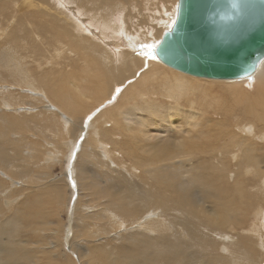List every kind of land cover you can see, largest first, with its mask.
Returning <instances> with one entry per match:
<instances>
[{"label": "bare ground", "instance_id": "obj_1", "mask_svg": "<svg viewBox=\"0 0 264 264\" xmlns=\"http://www.w3.org/2000/svg\"><path fill=\"white\" fill-rule=\"evenodd\" d=\"M2 1L13 3L17 12L26 9H35L42 20L39 24L26 21V23L30 25L28 27L31 29H24V36L15 34L10 38V44L8 43L6 48L11 52L6 53V51L4 52L3 50H0V71L7 70V75L0 74V79L14 78V83L18 87H26L25 90L32 89L36 91V88H34L36 78L28 72L27 69L28 62L26 59L30 55L26 54L25 56H22L19 54H13L18 48H28L25 41H28L27 37L33 34L37 36L38 40H43L45 35L49 36V38H53L57 43L56 55L59 57L63 55V51H66L70 56L71 54L74 56H82L85 54V57H83L82 60V63L84 64L78 65V63H76L68 72H66L64 68H59L58 70V73H66V77L68 76V85H63L60 90H57L59 100L58 105L60 107L53 104L47 98L46 94L39 90L42 102L47 101L50 105L56 106L52 112L56 113L60 110L67 114L72 113L78 115V117H83L82 115H79V112L88 111L84 104L75 102L71 98L76 96L77 91H84L86 88H90L93 85L90 80L82 76V72H84L85 69L91 71L92 67H94L97 70L98 82L95 87V100H105V102H103L105 104L106 100L111 98L114 91L113 85H117L118 83L124 84L125 80L129 77H135L141 66L146 63L148 68L140 72L138 75L141 78V81L149 79L154 73H157L156 70H158L157 68H159V66L163 68L165 67L167 71L164 72V74L162 72L160 73L161 75H165L164 78L168 75L171 77V81H169L168 84L167 97H176V99H173L175 101H179V96H181L183 92L184 94L187 93V90L206 92L205 90L215 88L223 89V93L227 92L228 95H232L233 102L231 105L223 104L216 110L211 111L212 114L220 115L222 118L216 120L213 118H205L206 121L213 122L211 123V126L220 128L224 137H235L234 134L231 136L227 131L230 117H234L237 110H239L242 115L247 116V118L263 123V126H259L258 129L253 127V124H251L252 126L248 125L247 127L245 124L244 128L247 129L248 132H254V135H257L258 137L264 136V57L258 63L256 70L250 75L242 76L240 78L218 79L204 76L202 78V76L185 73L164 64L155 55L152 57L149 56L148 52L156 47L163 33L174 22L177 0H149L147 2V4H150V22L148 21L149 26L147 27L146 32H143L142 27L136 29L134 26L135 19L133 20L131 16L127 19L125 15V11L131 7L132 4H134V6L138 5L137 14L140 13V1L138 2V0ZM125 2L128 3V6H125ZM143 9L145 12L146 8ZM82 16H85V18H82ZM88 26H92L95 30H98L99 35L96 33L98 35L96 36L94 35L95 33H90ZM163 29L165 30L163 31ZM121 32L125 35L124 40L120 38ZM108 39H110L111 42L108 41ZM20 41L21 44L23 43L21 47ZM89 58L93 60V65H91ZM44 60L45 59L42 60L41 58V60L36 61L38 67H41L42 61ZM163 64L168 68L163 66ZM81 66L85 67L81 68ZM163 68L162 71H165ZM81 80H84L83 85L80 83ZM10 86L13 87L14 85L12 84ZM126 86V91L120 95V101L114 106V109L102 113L98 111L100 114L95 116L92 121L90 120V123H88L89 125L83 123L82 118L72 120V117H59L62 118V120L59 121L62 129L68 130L64 134L69 136L68 138L71 140V145L73 142L77 143L76 140L79 139L78 137L81 139L83 138L80 144L78 142V145L82 147V150H80L82 153L80 152V154L81 156L84 154L86 158H92L95 168L94 170L91 169L90 173L98 178L103 177L105 174L106 169H104V167L106 165L103 161L106 159L105 155L108 156V151L104 145V139H101L99 127L97 128V126H95L99 138L95 137L94 134H96V132L92 135V133L88 131V129L92 127V123L96 125L95 122L101 121L100 125L104 127V124L107 123L106 118L108 117V119L111 120L109 122L113 123L114 127L122 126L125 128L122 125L121 117L123 109L127 107V101H133L134 104H132V106H134L136 105V97H144L148 94L163 95L158 91H138L135 95H131L130 82H128ZM127 90L129 91L128 94ZM22 98L24 97H21L18 93H12L9 90L5 91L0 84V101L3 102V105H17V101L22 100ZM26 99L27 98L23 100V103L28 104ZM93 111H95V109ZM169 112L170 111H167L168 115H173ZM175 113H178V111L176 110ZM209 116L212 115L209 114ZM53 118L55 117L53 116ZM0 119L4 122V124H0L1 135L4 129H8L11 126L8 114L1 108ZM45 120L46 118L44 121ZM54 130H56V132H54ZM108 131L111 133L114 131L112 126L107 129V132ZM40 133L43 136L44 134H48L46 135V138L48 139L52 138L49 137V135H52L50 129H47L45 126H41ZM53 133H58L57 126H53ZM197 133H194L186 139H182L180 142H175L174 137L168 140L165 138L161 141H156L153 145V151L148 156L140 155L139 152L136 153L137 149L141 148V144H139L140 140L138 138L128 136V142H121V144L126 147L124 151L128 150L127 156L129 158L135 157L136 159L134 161L140 163L138 166H154L149 171L151 173L150 177H153L155 184L162 183L160 185L162 188L157 197H155L152 194V191L149 190V188L153 187V182L147 183L150 187L145 188L142 186L143 184H146L145 181L139 180L138 182H142V184H138L137 181L131 180V185L128 190H126L123 195H119L112 189L118 185L115 184L113 180H110L107 184V180L105 181L104 179L102 180L104 183L103 186H93L92 188H88L87 184L82 181L81 177V180H79V182L77 181V176L74 175L73 172L74 170L70 172L71 176L69 177V181L71 180L76 195L78 193V196L83 198V203H80L79 206H82L84 209L82 210L84 211V216H82L80 220L85 219L88 220V224L96 225L97 220L101 219L106 228H108L107 230L104 228L99 231L87 232L86 234H88L89 237L92 236L95 240L100 238L104 239L108 236L110 239H113V241L125 243V254L127 258H132L125 263L107 262L105 258V263L238 264L232 254L230 248L231 244L220 242L221 238L223 240L232 241L233 236L223 233H215V231L220 227H228L232 222L238 223L243 221L242 218H244V213H249L250 208L253 207L255 201L252 200L249 191L246 189L249 182L243 174L248 173V175H260V180L264 176V173L262 172L263 169L260 165L264 161L255 154L257 146L260 144L257 141L247 139L243 152L237 160V168L233 172V175L235 176L234 180L230 184L226 183L229 174H231L229 169L230 164H226L225 161L224 163L222 161L221 168L219 169L220 175L217 177L205 176L206 163L204 161L191 165V169L196 172L192 174L193 177L190 182L196 183L197 186L188 187L186 190L184 186L186 182H182L178 179L174 180L179 169L184 167L183 162L167 165L162 164L161 162L169 161L176 157H187V160L190 161L194 153L191 141L196 137ZM56 136L57 137L54 138V144L48 143V145L60 146V149H62L61 141L58 140V142H56L57 138L60 137V134H56ZM21 140L23 145H19L16 151L18 149L23 150L25 147L29 148L31 151L36 149L37 144L35 141H30L27 137H22ZM91 143H94V147H87ZM250 144H252V149L250 148ZM3 147L4 143H0V164L3 160L7 159L1 150ZM97 148H101L104 153L101 157L102 161L97 159L96 155H99L97 154V151H95ZM69 149L70 151L72 150L70 147ZM77 151L79 152V150ZM59 157L60 156H57V154L51 152V155H48L47 162H57L59 160L56 159H59ZM16 162L20 164L21 162H28V164L33 163L31 158L28 160L17 159ZM100 163L103 165H100ZM13 165L14 164L11 163L9 168H2L0 165V196H4L6 193L13 195L14 192H19L17 198L14 197L17 200L23 196V187L20 189L15 188L23 186L24 184L29 185L30 192H33L34 194L36 193V195L34 200L26 197L20 202L23 203V205H21L20 208H15L13 213L9 215L7 214L4 217L3 222L0 223V264H37L36 260L38 259L37 256L40 254V251L34 252L31 248H42L45 250L42 246V237H44L46 233H49V235L54 237L55 233L58 232L57 228L55 230L49 227V225L54 222H50L44 217L46 215H54V209L48 208L46 205L42 207L38 204L40 202L38 199L44 196L51 203H61L63 200L65 179L52 180L50 175L44 173H32L29 170H23V172H21L17 169L15 175H13L22 179L20 180L21 185L18 183L19 186H14L15 188L10 187L9 181L12 182L13 179V175L10 171L13 169ZM16 167H18V165ZM69 174H67V177ZM110 182L113 183L112 186L109 184ZM262 184L264 185V179ZM84 190H87V194H84ZM30 192H27V195L30 194ZM151 201L156 202L155 207H153ZM207 201L211 203V208L208 210L204 207V203ZM167 202L172 205L168 206ZM5 204L6 209H9V201L6 202L5 200ZM246 204L249 206H245ZM164 209H175L176 212H179L180 216L174 215L173 219L166 218ZM2 210H4V208H2ZM144 214L148 215L145 216ZM256 217L257 218L254 220H261V218L264 219V211L259 215L256 214ZM164 219L166 220L163 221ZM175 227H179L183 230L175 231ZM69 228H71V231L69 230L68 233L70 232L69 235L71 234L72 237L74 228L72 225H70ZM200 228L203 229L201 230ZM20 231H26V233L29 232L32 234V240L23 238L22 234L20 236ZM100 233L105 235L99 236ZM255 233H257L256 236H258V232L256 231ZM211 234H217L220 237L216 240ZM89 239L91 241V238H88V241ZM29 243L34 244L35 247L33 245V247H31ZM111 245L112 244H110V246ZM52 246L54 245L52 244ZM50 249L47 248V250ZM120 249V247L117 249L115 247L113 248L114 255L113 259H110L111 261H118L117 251ZM49 253H51V251ZM44 254L45 253H42V255ZM80 254L81 256H86V260L83 264H92V261L89 258V255H91L89 250H85L84 253ZM103 254L108 255V252ZM56 257L53 253L49 258L55 260ZM42 262L39 264H42Z\"/></svg>", "mask_w": 264, "mask_h": 264}, {"label": "rangeland", "instance_id": "obj_2", "mask_svg": "<svg viewBox=\"0 0 264 264\" xmlns=\"http://www.w3.org/2000/svg\"><path fill=\"white\" fill-rule=\"evenodd\" d=\"M148 1L149 0H138V2L140 3L139 14H137L138 5L134 6V4H132L131 7H129L125 11L126 18L128 19V17L131 16L133 20L135 19V28L138 29L142 27L143 32H146L150 22V4H147ZM125 6H128V3H126ZM143 8H146L145 12ZM82 18H85V16H82ZM41 20L42 19L39 17L35 9H26L24 11L17 12L13 3L0 0V50H3L4 52L6 51V53H10L11 51L6 48L10 38L15 34L24 36L23 30L26 28L29 30L31 29L28 27L30 25L27 24L26 21L39 24ZM88 28L90 33H95L94 35L96 36L99 35V31L95 30L92 26H88ZM164 30L165 29H163V31ZM120 36L121 39H125V35L123 34V32H121ZM27 39L28 41L25 42L27 43L28 48H18L13 52V54H19L22 56H25L26 54L30 55L26 59V61L28 62L27 69L28 72H30L36 78V83L34 85L36 91L32 89L25 90L26 87H18L14 83V78L0 79V84L3 86L5 91L9 90L12 93H18L21 95V97H24L22 98V100L17 101V105L15 104L14 106H8L6 104L3 105V102L0 101V108L8 114L11 123L10 128L4 129L3 133L0 135V143H4V147L1 150L3 152V155L7 157V159L3 160L0 165L2 166V168H9L11 166V163H13V169L10 171L12 175H15V172L18 169L21 172H23V170H29L32 173H44L50 175L52 180L65 179L63 187V200L61 203H51L44 196L38 199V201H40L38 204H40L42 207L46 205L48 208L54 209V215H46L44 217L46 218V220L55 223V226L53 223L50 224L49 227L55 230L57 228L58 232L55 233V236L53 235L54 237L49 235V233H46L44 237H42V246L45 250H43L42 248H31L34 252L40 251V254L37 256L38 259L36 260L37 264L42 261V264H83L86 260V256H81L80 253H84L85 250H89L91 252V255H89L90 257H88L92 261V264H108L104 262L105 258L107 262L114 263H125L126 261L132 259L127 258L125 254V243H118L119 241H113V239H110L108 236L104 239L100 238L95 240V238H92V236L89 237L88 234H86L87 232L90 233L102 230L106 228V226L101 219H99L100 221L97 220L96 225L88 224V220L85 219L80 220V218L84 216V211H82L84 209L82 208V206H79L80 203H83V198L79 197L78 193L76 195V191L71 183V180L69 181V177L71 176L70 172H72V170H74V175L77 176V181L79 182V180H81L82 178V181L87 184L88 188H92L93 186H103L104 183L102 180L104 179L105 181L107 180V184L110 180H113L114 183L118 185L113 187L112 189L116 191L117 194L123 195V193H125V191L128 190L129 186L131 185V180L137 181L138 184H142V182L138 181L143 180L146 182V184L142 185L145 188L150 187L147 183L153 182V187L149 188V190H151L152 194L157 197L159 191L162 188L160 186L162 183L155 184L153 177H150L151 173L149 171L154 166H138L140 165V163L134 161L136 159L135 157H133V159L127 156L128 150L124 151L126 147H124L121 142H128V136L138 138L140 140L139 144H141V148H138L136 153L139 152L140 155L148 156L153 151V145L156 141H161L165 138L166 140H168L174 137L175 142H180L182 139H186L194 133L198 132L196 137L191 141V143L193 144L194 153L190 161L187 160V157H176L175 159L173 158L172 160L161 162L162 164L166 165L171 163L183 162L184 167L179 169V172L174 177V180L178 179L182 182H186L184 185L186 190L188 189V187L197 186L196 183L190 182L193 177L192 174L196 172L195 170L191 169V165H195L200 161H204L206 163V177L219 176V169L221 168L222 161L223 163L225 161L226 164H230L229 169L231 174H229L226 183H232L235 177L233 175V172L237 168V160L243 152L247 139L257 141L260 144L257 146V152L255 151V154H257V156H259V158L263 159L264 161V136L258 137L257 135H254V132H248V130L244 128L245 124L246 127L253 124V127H256L258 129L259 126H263V123L251 120V118H247V116L242 115L241 112L237 110L236 115L232 118L230 117L229 127L227 131L231 134V136L232 134H234L235 137H224L222 135L223 132H221V129L216 126H211V123L213 122L206 121L205 118H213L215 120L222 118L220 115L212 114L211 111L216 110L223 104L231 105L233 102V96L228 95L227 92L223 93V89L211 88L205 90L206 92H198V90H187V93L184 94L183 92L181 96H179V101H175L173 99H176V97H167L168 84L169 81H171V77L168 75L166 78H164L165 75H161L160 72L164 74V72L167 71L165 67L163 68L161 66L157 68V73H154V75H152L149 79L141 81V78L138 76L139 73L148 68L146 63V65L143 64L135 77H129L125 80L124 84L118 83L117 85H113L114 91L112 90L113 93L111 95V98L107 99L105 104L103 103L105 102V100H95V87L98 82L97 70L94 67H92L91 71L85 69V71L82 72V76L90 80L93 85L90 88H86L84 91H77L76 96L71 97L75 102L84 104L87 107V112H79V115L85 117H78V115L72 113L67 114L66 112H61L60 110L59 112L55 111L56 113L52 112L56 107L55 105L59 106L57 90H60L61 86L63 85H68V76L66 77V73H58L59 68H64V70L68 72L76 63H78V65L84 64L82 63V60L83 57H85V54L82 56H74L73 54H71V57L69 54H67L66 51H63V55L59 57L58 55H56L57 43L53 38H49V36L45 35L43 40H38L37 36L33 34L27 37ZM108 41L111 42L110 39H108ZM22 45L23 43L21 44L20 41V47ZM41 58L42 60H45L42 61L41 67H38L36 61L41 60ZM92 62L93 60L90 59L91 65H93ZM163 66L166 65L163 64ZM84 67L85 66H81V68ZM162 68L165 71H162ZM166 68L168 67L166 66ZM0 74L7 75V70L0 71ZM83 82L84 80H81L80 83L83 85ZM128 82H130L131 84V95H135L138 91H158L163 95L148 94L144 97H136V105L134 106H132V104H134L133 101H127V107L123 109L121 117L123 123L122 125L125 128H123L122 126L114 127L113 123L109 122L111 120L108 119V117L106 118L107 123L104 124V127L100 125L101 121L95 122L96 125L92 123V127H90L88 131L92 133V135L94 134V132H96V134L94 135L95 137L99 138V134L95 126H97V128L99 127L101 139H104V145L108 151V156L105 155L106 159H104L103 161L105 162L106 166H101L106 169L105 174L103 177L98 178L91 175L90 173L91 169L94 170L95 168V165L92 162V158L89 159L86 158L84 154H82V156L80 154V150H82V147L78 145V142L80 144L83 138L81 139L80 137H78L79 139L76 140L77 143L73 142V144L71 145V140H69L68 138L69 136L67 134H64L68 130L62 129V126L59 122L60 120H62V118L59 117H72V120H78L82 118V122L89 125L88 123H90V120L92 121V119L100 114V112L102 113L104 111H110L114 109V106L120 101V95L124 91H126V85ZM12 84L14 85V88L10 86ZM39 90L43 91L46 94L47 98L55 105H50V103L47 101L42 102L40 95L41 93ZM128 93L129 91L127 90V94ZM25 98H27L26 101H28V104L23 103V100H25ZM94 109L95 111H93ZM176 110L178 111V113H175ZM167 111H170L169 113H172L173 115H168ZM209 114H211L212 116H209ZM53 116L55 118H53ZM45 118L46 120L44 121ZM0 124H4L1 119ZM41 126H45L47 129H50L52 135H49V137L52 138L48 139L46 138V135L48 134H44L43 136L40 133ZM53 126L58 127V133H53ZM110 126H112L114 130L112 133L109 131L107 132V129ZM54 132H56V130H54ZM56 134H60V137L57 138L56 142H58V140L61 141L62 149H60V146L48 145V143L54 144V138L57 137ZM22 137H27V139L30 141H35V143L37 144L36 149L34 151H31L29 148L25 147V149L23 150L18 149L16 151L19 145H23V142L21 140ZM251 145L252 144H250V148L252 149ZM69 147L72 149L71 151ZM87 147L93 148L94 143L89 144ZM77 150H79V152ZM50 151L57 154V156H60L59 159H56L59 161L52 163L47 162L48 155H51ZM95 151H97V154H99L96 155L97 159L101 160L102 154H104L102 149L97 148L95 149ZM30 158L32 159L34 165L33 163L28 164V162H21V164L16 162L17 159L28 160ZM101 164L102 163H100V165ZM17 165L22 169L16 167ZM260 165L263 169L262 172L264 173V162ZM67 174H69L68 177ZM14 175L12 182L9 181L10 187L19 186L20 180H22L18 176ZM243 176L247 178V181L249 182L246 186V189L249 191V195L252 200L255 201L254 205L252 208H250L249 213H244V218H242L243 221H240L238 223L232 222L228 227H220L216 229L215 233H223L233 236L232 241L223 240L221 238L220 242L231 244L230 248L232 250V254L238 264H264V219L261 218V220H254L257 218L256 214L259 215L264 211V185L262 184L264 176L261 178V180L260 175L255 176L253 174L248 175V173H244ZM109 184L111 186L113 185V183L111 182ZM22 187L23 198L20 197L17 200L14 198H17L19 192H14L13 195L6 193L4 196H0V211L2 210V208H4V210H2L0 213V223L3 222L4 217L7 214L9 215L13 213L15 208L17 207L20 208L21 205H23V203L20 202L23 201L26 197L33 200L35 199L36 193L34 194L33 192H30L29 185L24 184L23 186L14 188L20 189ZM87 190L83 191L84 194H87ZM27 192H30V194L27 195ZM5 200L6 202L9 201L10 210L6 209ZM151 203L153 204V207L156 206V202L151 201ZM247 204L245 206H249ZM167 205L171 206L172 204L167 202ZM204 207L208 210L209 208H211V203L207 201L206 203H204ZM164 211L166 218L173 219L174 215L180 216L179 212H176L175 209H164ZM144 215L147 216L148 214ZM165 220L166 219H164L163 221ZM70 225H72L74 228L72 237L71 234L69 235L70 232L68 233L69 230L71 231V228H69ZM107 229L108 228H106V230ZM174 229L175 231L183 230L179 227H175ZM200 229L202 230L203 228ZM256 231L258 232V236H256ZM21 234L23 238L32 240V234H30L29 232L26 233V231H20V236ZM102 235L105 234H99V236ZM211 236L216 240H218L220 237L217 234H211ZM88 238H91V241L89 239L90 242L88 241ZM61 240L63 243L61 242ZM52 244L54 246H52ZM110 244L112 245L110 246ZM29 245L31 247H35V245L31 243H29ZM114 247L116 249L118 247L121 248L117 251L118 261L110 260L113 259ZM47 248L50 250H47ZM48 251H51V253H49ZM105 252H108V255H104L103 253ZM42 253H45L47 255H42ZM53 253L55 257L57 256L55 260L49 258Z\"/></svg>", "mask_w": 264, "mask_h": 264}, {"label": "water", "instance_id": "obj_3", "mask_svg": "<svg viewBox=\"0 0 264 264\" xmlns=\"http://www.w3.org/2000/svg\"><path fill=\"white\" fill-rule=\"evenodd\" d=\"M148 54L196 76L250 75L264 57V0H177L174 22Z\"/></svg>", "mask_w": 264, "mask_h": 264}]
</instances>
